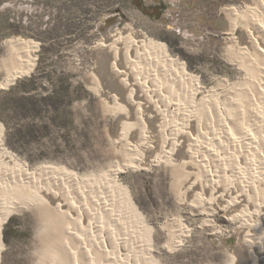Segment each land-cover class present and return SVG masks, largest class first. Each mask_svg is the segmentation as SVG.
I'll list each match as a JSON object with an SVG mask.
<instances>
[{
  "label": "rangeland",
  "instance_id": "1",
  "mask_svg": "<svg viewBox=\"0 0 264 264\" xmlns=\"http://www.w3.org/2000/svg\"><path fill=\"white\" fill-rule=\"evenodd\" d=\"M263 7L258 0H0V150L17 160L12 165L24 166L34 192L0 194L18 205L0 226V264H232L234 255L242 263L239 244L249 235L264 241V207L256 212L255 199L230 205L247 185L234 180L236 165L264 162V120L258 126L252 118L254 107L264 110V55L241 32L242 21ZM114 16L152 44L165 45L196 79L184 87L164 81V94L186 104L183 109L167 108L155 95L164 109L162 121L153 123L142 105L116 101L113 55L100 51ZM235 21L241 35L229 30ZM19 38L35 46L34 65L3 86L26 64L27 52L9 45ZM130 66L131 76L156 89L147 70ZM238 122L258 138L253 148ZM177 131L184 136L179 147L173 143ZM188 148L193 158L198 154L195 161L184 155Z\"/></svg>",
  "mask_w": 264,
  "mask_h": 264
},
{
  "label": "bare ground",
  "instance_id": "2",
  "mask_svg": "<svg viewBox=\"0 0 264 264\" xmlns=\"http://www.w3.org/2000/svg\"><path fill=\"white\" fill-rule=\"evenodd\" d=\"M250 2L252 1H257V0H249ZM259 2L264 4V0H258ZM257 3V2H256ZM262 5V4H261ZM254 9V8H252ZM258 10V9H257ZM256 10V11H257ZM260 10V9H259ZM258 10V15L259 16H255V14H251L249 15L250 18H247V21H242V25L244 26V30L241 31L243 32L242 35H247V41L248 44L250 46H252V48H255L256 50H258L259 52H261V54L264 55V7L262 8V11ZM232 12V10H228V12ZM227 12V13H228ZM155 13L157 14V11H155ZM229 14V13H228ZM232 14V13H231ZM233 14L238 16V14L236 13V11H233ZM257 14V13H256ZM233 16V15H231ZM242 16V15H241ZM253 16H255V18H252ZM240 17V16H239ZM244 17V15L242 16ZM233 18V17H232ZM245 18V17H244ZM237 19V18H236ZM240 19V18H238ZM246 19V18H245ZM249 20V21H248ZM239 22V20H238ZM238 22H232V28L229 29L231 30L235 35H241L238 34L237 32V27H238ZM241 22V20H240ZM125 21L119 17H111L110 19L107 20V24L104 27L105 29V37L106 40H104L105 42L103 44H101L102 49H100V51H102V53H104V55H106L105 53L108 54V56L111 58V55H113V63L111 67V74L114 75V77L116 78V81L119 82L120 84V89L119 92H116V101L118 100H128L131 101V103L135 106L136 104H140L143 107H145V110L147 109V111L150 112L151 115H149V121H159L161 120V116H159L158 114H161V112L159 110H161V108H159L157 105H155V100H154V96L157 95V97L159 96L161 99H165V105L167 108H170L172 104H174L177 109V111H180L181 109H183V106L186 105H182L181 101L179 99H175V100H169L168 97L164 94V81H167L168 83L170 82L171 84H181L183 87L187 84V86L190 84H193L192 82H194L195 80H193V78L187 73L188 71H186V66L184 64H180L177 62V59H172L169 56L168 50L166 48L165 45H161V44H152L143 34L141 33H136L133 28L128 24L125 23ZM241 25V23H240ZM231 26V25H230ZM116 34V35H113ZM238 37V36H237ZM235 37L234 38V42L235 43H239V38ZM231 38V37H230ZM233 38V37H232ZM246 41V40H245ZM102 43V42H101ZM232 43V41H231ZM234 43V45H235ZM9 45H11L14 49L20 51V52H27L28 54V58L25 65H23L21 68L17 69L13 74L8 76L7 81L3 84V86H9L11 83L14 82V80H16L17 77H21L24 76L25 74L29 73V71L31 70L32 66L34 65V61L35 59L32 58V56H30V52L32 48H35L34 45H32L29 41H24L23 39L19 38V39H12L9 41ZM232 45V44H231ZM241 45V44H240ZM247 45V44H246ZM99 46V45H98ZM242 46L244 47V45L242 44ZM234 47V46H233ZM109 49H112L111 52L113 53H109ZM245 49V48H244ZM33 50V49H32ZM234 50V49H233ZM253 51V50H252ZM251 52V51H250ZM257 52V51H256ZM244 53V52H243ZM246 54H247V50H246ZM245 54V55H246ZM250 54V53H249ZM248 54V55H249ZM258 55V52L256 53ZM103 55V54H102ZM163 55V58H162ZM256 55V56H257ZM107 56V57H108ZM250 56V55H249ZM251 57V56H250ZM253 57V56H252ZM237 59V58H236ZM241 59V58H240ZM111 60V59H110ZM256 60V59H255ZM103 61V60H102ZM242 61V60H241ZM251 61V60H250ZM257 61V60H256ZM105 63V62H104ZM130 66V64L132 65V67H137L136 69H142L144 71L147 70V76L149 79L150 78V82L151 84L156 87V89H149L144 82H142L141 78H138L136 76H131L129 74L128 65ZM256 64V63H255ZM242 65V64H240ZM20 66V65H19ZM131 67V66H130ZM129 67V71H131V68ZM244 67V66H243ZM255 67V66H254ZM246 68V67H245ZM134 69V68H132ZM264 70V69H263ZM137 73V72H136ZM264 73V71H263ZM140 74V73H139ZM255 74V73H254ZM110 75V74H109ZM133 75H134V71H133ZM111 76V75H110ZM108 77V76H107ZM142 77V76H141ZM113 78V77H112ZM145 79V78H144ZM113 81V80H112ZM115 81V80H114ZM148 81V80H146ZM196 82V81H195ZM255 83V82H254ZM150 85V84H149ZM258 85V84H257ZM151 86V85H150ZM171 86V85H170ZM194 86V85H193ZM196 86V85H195ZM131 87V91H128V88ZM260 87V86H257ZM172 88V87H171ZM190 88V87H189ZM196 88V87H195ZM247 88V87H246ZM262 88H264V86H262ZM118 89V88H117ZM164 89V90H163ZM188 89V88H187ZM176 90V89H175ZM181 90V89H180ZM184 90V89H183ZM191 90V89H189ZM193 90V89H192ZM196 90V89H195ZM259 90V89H258ZM169 91V90H168ZM185 92V91H184ZM264 92V91H262ZM258 93V92H256ZM261 93V92H260ZM168 94V93H167ZM187 94V93H186ZM259 94V93H258ZM264 94V93H263ZM175 95V94H174ZM184 95V94H182ZM193 95V93H192ZM262 95V94H261ZM190 96V95H189ZM171 97V96H170ZM176 97V96H175ZM182 97V96H181ZM180 97V98H181ZM262 97V96H261ZM260 97V98H261ZM179 98V97H178ZM183 98V97H182ZM194 98V97H193ZM264 99V98H262ZM158 100V99H157ZM182 100V99H181ZM189 100V99H188ZM257 100V99H256ZM190 101V100H189ZM246 101V100H245ZM257 101H261V100H257ZM184 102V101H183ZM258 102V103H259ZM117 103V102H116ZM125 103V102H124ZM128 103V102H127ZM130 103V102H129ZM120 104V103H119ZM118 104V105H119ZM158 104V103H157ZM190 104V103H189ZM192 104V103H191ZM253 104V103H252ZM262 104V103H261ZM115 105V104H114ZM160 105V104H159ZM196 105V104H195ZM202 105V104H201ZM170 106V107H169ZM188 106V105H187ZM121 107V106H120ZM141 106H139L140 108ZM253 107V106H252ZM259 107V106H256ZM256 107H254V115L252 116L254 125H260V123L264 120V110L260 111L259 109L256 110ZM264 107V106H262ZM130 108V107H129ZM135 108V107H133ZM174 108V107H173ZM187 108V107H186ZM194 108V107H193ZM114 109V108H113ZM164 109V108H163ZM162 109V110H163ZM188 109V108H187ZM191 109V108H190ZM135 110V109H134ZM198 110V109H195ZM252 110V109H251ZM127 111V110H126ZM137 111V110H136ZM159 111V112H158ZM165 111V110H164ZM163 111V112H164ZM172 111V110H171ZM193 111V110H191ZM134 112V111H133ZM186 112V111H184ZM183 112V113H184ZM231 112V111H230ZM249 112V111H248ZM248 112L246 114H248ZM252 112V111H251ZM120 113V112H119ZM128 113V112H127ZM130 113V112H129ZM167 113V112H166ZM176 113V112H174ZM232 113V112H231ZM124 114V113H123ZM188 113H186L187 115ZM190 114V112H189ZM197 114V113H196ZM218 114V113H217ZM236 114V112H235ZM239 114V113H238ZM237 114V115H238ZM245 114V113H244ZM251 114V113H250ZM125 115V114H124ZM123 115V116H124ZM127 115V114H126ZM132 115V114H130ZM147 115V114H146ZM177 115V114H176ZM194 115V114H193ZM199 115V114H198ZM252 115V114H251ZM120 116V115H119ZM174 116V115H172ZM183 116V115H182ZM190 116L191 119V115H188V117ZM234 116V115H232ZM231 116V117H232ZM240 116V115H239ZM118 117V116H117ZM127 117V116H125ZM129 117V116H128ZM165 117V116H163ZM167 117V116H166ZM175 117V116H174ZM178 117V116H177ZM220 117V116H219ZM247 117V115H246ZM243 116V118H246ZM249 117V116H248ZM247 117V118H248ZM139 120L141 122L144 121V117L142 115L138 116ZM148 118V117H147ZM180 118V117H179ZM182 118V117H181ZM187 118V116H186ZM197 117H195L194 119H196ZM242 118V117H241ZM251 118V120H252ZM164 119V118H163ZM167 119V118H166ZM165 119V120H166ZM169 119V118H168ZM184 119V118H183ZM199 119V118H198ZM197 119V120H198ZM122 120V119H121ZM120 120V122H121ZM129 120V119H128ZM136 120V119H135ZM171 120V119H170ZM187 120V119H186ZM192 120V119H191ZM237 120V119H236ZM243 120V119H242ZM247 120V119H246ZM251 120H249L251 122ZM132 121V120H131ZM137 121V120H136ZM162 121V120H161ZM164 121V120H163ZM173 121V120H172ZM179 121V120H178ZM224 120H222L223 122ZM118 120V124L120 123ZM134 123V121H132ZM177 122V121H175ZM174 122V123H175ZM185 122V121H184ZM192 122V121H191ZM221 122V123H222ZM225 122V121H224ZM234 122V121H233ZM248 122V121H247ZM136 123V122H135ZM134 123V124H135ZM140 123V122H139ZM146 123V122H145ZM154 123V122H153ZM152 123V124H153ZM194 123V121H193ZM201 123V122H200ZM239 123V122H238ZM249 123V122H248ZM156 124V123H155ZM167 124V123H166ZM172 124V123H171ZM177 124V123H176ZM182 124V123H181ZM186 124V123H185ZM190 124V123H188ZM188 124L186 126H188ZM225 124V123H224ZM236 124V123H235ZM244 124V122H243ZM250 124V123H249ZM264 124V123H262ZM259 126L260 129H264V126ZM120 125V124H119ZM141 125V124H139ZM159 125V124H157ZM169 125V124H168ZM183 125V124H182ZM227 125V124H226ZM240 125V123H239ZM138 126V125H136ZM165 126V125H164ZM185 126V127H186ZM194 126V125H193ZM121 127V126H119ZM130 127V126H129ZM131 127H135L133 125H131ZM145 127V126H143ZM159 127V126H158ZM161 127V126H160ZM174 127V126H172ZM183 127V126H182ZM202 127V126H201ZM205 127V126H204ZM235 127V126H234ZM248 127V126H247ZM152 127H150L149 129H151ZM157 128V126H156ZM162 128V127H161ZM165 128H167L165 126ZM171 128V127H170ZM178 129V126L176 127ZM206 128V127H205ZM232 128V127H229ZM252 128V127H251ZM132 129V128H131ZM134 129V128H133ZM146 129V127H145ZM144 129V130H145ZM173 129V128H172ZM170 129V130H172ZM175 129V128H174ZM182 129V128H181ZM193 129V128H192ZM250 129V128H249ZM123 130V129H122ZM139 130V129H138ZM148 130V129H147ZM169 130V131H170ZM209 131H212V129H208ZM234 129H230L229 131H232ZM240 130H241V134H243L244 136V140H247L248 142V149L249 148H253V146H251L252 144L257 143L255 140L258 138H254L252 137L253 133L250 132V130H247L245 128V125L242 126V124L240 125ZM258 130V129H257ZM118 131V130H117ZM132 131V130H131ZM149 131V130H148ZM157 131V130H155ZM162 131V129H161ZM168 131V132H169ZM174 131V130H173ZM182 131V130H181ZM201 131V130H199ZM198 131V132H199ZM228 131V132H229ZM252 131H254V129H252ZM261 131V130H260ZM122 132V131H121ZM124 132V131H123ZM127 132V131H126ZM125 132V133H126ZM141 132V131H140ZM160 132V131H159ZM164 132V131H162ZM167 132V133H168ZM171 132V131H170ZM202 132V131H201ZM206 132V131H205ZM208 132V131H207ZM206 132V133H207ZM235 132V131H234ZM238 132V131H237ZM240 132V131H239ZM257 132V131H256ZM255 132V133H256ZM117 133V132H116ZM133 133V132H131ZM139 133V132H138ZM146 133V132H145ZM144 133V134H145ZM152 133V132H151ZM183 132L177 131L173 136V143L178 146L179 141H182L183 139ZM187 133V132H186ZM189 133V132H188ZM192 133V132H191ZM196 133V131H195ZM204 133V132H203ZM210 133V132H209ZM119 134V133H118ZM128 134V132H127ZM136 134V133H135ZM142 134V133H141ZM160 134V133H159ZM190 134V133H189ZM187 134V135H189ZM214 134V133H213ZM224 134V133H223ZM230 134V132L228 133ZM240 134V133H239ZM261 134V133H260ZM263 134V133H262ZM124 135V134H123ZM138 135V134H137ZM162 136V134H160ZM194 135V134H193ZM215 135V134H214ZM230 139L233 142H238L237 140H235L234 133L230 134ZM257 135V134H256ZM126 136V135H125ZM140 138H145V135H139ZM183 136V137H182ZM196 136V135H195ZM194 136V137H195ZM209 136V135H208ZM242 136V135H241ZM263 136V135H262ZM129 137V136H128ZM132 137V136H131ZM138 137V136H137ZM153 137V136H152ZM166 137V135H165ZM168 137V136H167ZM197 137V136H196ZM120 138V135H119ZM125 138V137H124ZM130 138V137H129ZM135 138V137H133ZM155 138V137H154ZM161 139V137H159ZM186 138V137H185ZM184 138V140H185ZM163 139V138H162ZM188 139V137H187ZM193 139V137H192ZM198 139V138H197ZM228 139V138H227ZM226 139V140H227ZM241 139V138H240ZM130 140V139H129ZM128 140V141H129ZM211 140V139H210ZM239 140V139H238ZM255 143H254V141ZM124 141V140H123ZM126 141V140H125ZM133 141V140H132ZM140 141V140H139ZM157 141V140H156ZM170 141V140H169ZM168 139L166 141H164V143L168 144L167 142H169ZM186 141V140H185ZM195 141V140H194ZM199 141V140H198ZM258 141V140H257ZM121 142V141H120ZM135 142V141H134ZM141 142V141H140ZM184 142V141H183ZM190 142V141H189ZM230 142V141H229ZM240 142V141H239ZM162 143V141H161ZM171 143V141H170ZM169 143V144H170ZM194 143V142H193ZM199 143V142H198ZM243 143V142H242ZM245 143V142H244ZM140 144V143H139ZM172 144V145H174ZM181 144V143H180ZM185 144V143H183ZM187 144V143H186ZM185 144V145H186ZM191 144V143H190ZM131 145V144H130ZM138 145V144H137ZM165 145V144H164ZM184 145V146H185ZM193 145V144H192ZM198 145V144H195ZM201 145V144H200ZM243 145V144H242ZM124 146V145H123ZM128 146V145H127ZM154 146V145H153ZM163 146V145H162ZM189 146V145H188ZM257 146V145H256ZM255 146V147H256ZM131 147V146H130ZM136 147V146H135ZM169 147V146H168ZM192 147V146H189ZM195 147V146H193ZM206 147V146H205ZM204 147V148H205ZM153 148V147H152ZM172 148V147H171ZM182 148V147H181ZM198 148V146H197ZM202 148V147H200ZM234 148V147H232ZM242 148V146H241ZM259 148V147H258ZM130 149V148H129ZM155 149H158L157 146ZM160 149V147H159ZM164 149V148H163ZM166 149V148H165ZM169 149V148H168ZM189 149V148H188ZM187 149V150H188ZM196 149V147H195ZM194 149V150H195ZM243 149V148H242ZM171 150V149H170ZM183 150V149H182ZM185 150V149H184ZM204 150V149H203ZM205 150H207V148H205ZM204 150V151H205ZM240 150V149H239ZM166 151V150H165ZM174 153H176V151H179L178 148H173ZM193 151V150H192ZM212 151V150H211ZM214 151V150H213ZM255 151V150H254ZM160 152V151H159ZM170 152V151H169ZM172 152V151H171ZM230 152V151H229ZM242 152V150H241ZM260 152V151H259ZM162 153V152H161ZM194 153V152H193ZM210 153V152H209ZM214 153V152H212ZM217 153V152H215ZM228 153V152H227ZM233 153V152H232ZM236 153V152H235ZM253 153V152H252ZM166 155V153H164ZM179 154V153H178ZM184 154V153H183ZM192 152L190 151V149L188 151H186V153L184 154L185 156H187V158L191 159L193 158V156L191 155ZM202 154V153H201ZM219 154V153H217ZM231 154V153H230ZM234 154V153H233ZM242 154V153H241ZM250 154V152H249ZM254 154V153H253ZM253 154L251 156H253ZM160 155V154H159ZM170 155V153H169ZM180 155V154H179ZM195 160L198 157H195L196 153L193 154ZM216 155V154H215ZM228 155V154H227ZM226 155V156H227ZM260 155V154H259ZM257 155V156H259ZM157 156V155H156ZM161 156V155H160ZM219 156V155H218ZM218 156H216L218 158ZM221 156V155H220ZM231 156V155H230ZM243 156V155H242ZM140 157V156H139ZM159 157V156H158ZM164 157V156H163ZM172 157V156H171ZM223 157V156H222ZM233 157V156H231ZM230 157V158H231ZM239 158V156H237ZM241 157V156H240ZM245 157V156H244ZM248 157V156H247ZM250 157V156H249ZM193 158V160H194ZM220 158V157H219ZM218 158V159H219ZM243 158V157H242ZM253 158V157H252ZM162 159V158H161ZM164 159V158H163ZM199 159V158H198ZM227 159V158H226ZM235 160L234 158H231ZM250 159V158H249ZM7 161V163H4V161ZM192 160V161H193ZM194 160V161H195ZM201 160V159H200ZM198 160V161H200ZM220 160V159H219ZM16 159L13 158L12 156L6 154L4 152V150H0V194H12L14 196H18L19 193L23 192V191H31L32 190V183L29 182L28 180L30 179V175L29 173L26 172V169L24 168V166L20 165H12L10 162L12 163H16ZM191 161V162H192ZM196 161V162H198ZM223 161V160H222ZM238 161V160H237ZM242 161V159L240 160ZM264 161V160H263ZM236 161H234L235 163ZM257 162V161H256ZM256 162H252V163H246L244 166H242L243 164H238L236 165V171L235 173V181L238 180V182L242 183V185L244 183H247V185H244L241 187L240 193L241 194H237L236 197H233V201L230 204L232 207H240L242 202H246V201H252V199H255V201L257 202V208L258 210H256V212L259 211V209L263 206L264 207V197L263 199H261V195H262V191H264V162L260 163V164H255ZM14 163V164H15ZM238 163V162H237ZM244 163V162H243ZM8 164H11L8 165ZM131 164V163H130ZM187 165V163H185ZM236 164V163H235ZM134 165V164H133ZM192 165V164H191ZM196 165V164H194ZM200 165V164H199ZM198 165V166H199ZM193 166V165H192ZM201 166V165H200ZM235 166V165H234ZM203 167V166H202ZM244 167L246 168V170H250L248 173H250V175L248 176L247 174L244 173ZM198 168V167H197ZM191 171V170H190ZM224 172V171H223ZM222 172V173H223ZM205 173V172H204ZM207 173H209L207 171ZM215 174L217 172H214ZM233 173V176H234ZM206 174V173H205ZM190 175V174H189ZM212 175V174H210ZM208 175V176H210ZM221 175V174H220ZM207 176V177H208ZM219 176V175H218ZM217 176V177H218ZM226 176V175H225ZM222 177V178H225ZM231 176V175H230ZM232 176V177H233ZM212 178V177H211ZM214 178V177H213ZM227 178V177H226ZM216 181V178H214ZM223 180V179H222ZM221 180V181H222ZM227 180V179H225ZM31 181V180H30ZM34 181V180H33ZM190 181V180H189ZM198 181V180H197ZM196 181V182H197ZM205 181V180H204ZM213 181V180H211ZM210 181V182H211ZM217 182V181H216ZM34 183V182H33ZM202 183V182H201ZM230 183V182H229ZM239 183V185H240ZM98 184V183H97ZM223 184V183H222ZM190 185V184H189ZM195 185V184H194ZM203 185V183H202ZM212 185V184H209ZM233 185V184H232ZM231 185V186H232ZM198 186V185H197ZM196 186V187H197ZM206 186V184L204 185ZM214 186V185H213ZM212 186V187H213ZM219 186V185H218ZM216 186V187H218ZM223 186V185H222ZM230 186V185H228ZM230 186V187H231ZM235 186V185H234ZM233 186V187H234ZM202 187V186H201ZM215 187V186H214ZM236 187H239L236 185ZM186 188V187H185ZM189 188V186H188ZM188 188H186L188 190ZM199 188V187H198ZM232 188V187H231ZM35 189V188H34ZM52 189V188H51ZM213 189V188H212ZM216 189V188H215ZM218 189V188H217ZM225 189H226V185H225ZM204 190V189H203ZM211 190V189H210ZM189 191V190H188ZM187 191V192H188ZM194 191V190H192ZM196 191V190H195ZM231 191V190H230ZM238 191V190H237ZM32 192V191H31ZM97 192V191H96ZM197 192V191H196ZM195 192V193H196ZM205 192V191H204ZM30 193V192H29ZM34 192H32L33 194ZM49 193V192H47ZM185 193V192H184ZM189 193V192H188ZM192 193V192H191ZM218 193V192H217ZM51 194V193H49ZM115 194V193H114ZM264 194V193H263ZM11 195V197H12ZM54 195V193H53ZM58 195V194H57ZM187 195V193H186ZM213 195V194H212ZM216 195V194H215ZM8 196V195H7ZM10 196V195H9ZM8 196V197H9ZM51 196V195H50ZM56 196V195H55ZM64 196V195H63ZM198 196V195H197ZM3 197V196H2ZM19 197V196H18ZM67 197V196H66ZM188 197V196H187ZM224 197V196H223ZM231 197V196H229ZM1 198V197H0ZM52 198V197H51ZM65 198V197H64ZM105 198V197H104ZM9 199V198H8ZM11 199V198H10ZM61 199V198H60ZM194 199V198H193ZM5 200V199H4ZM16 200V199H15ZM54 200L57 202L56 197H54ZM64 199H62L63 201ZM197 200V199H196ZM227 201V200H226ZM72 202V201H71ZM250 203V202H248ZM247 203V204H248ZM229 205V206H230ZM254 205V204H253ZM17 202H13L10 200L8 201H3L2 199H0V226L3 223V221L7 218V216L9 215V213L15 209L17 207ZM50 206V205H49ZM53 206V205H52ZM57 208L60 210L63 208L64 204H62L61 202H59V204H57ZM55 208V209H57ZM123 208V207H122ZM231 208V207H230ZM66 209V208H65ZM235 209V208H234ZM233 209V210H234ZM64 210V209H63ZM232 210V209H231ZM67 210H65L66 212ZM73 211V210H72ZM75 211V210H74ZM230 211V210H229ZM53 212V211H52ZM245 213V212H244ZM232 214V213H230ZM235 214V213H234ZM67 215V214H65ZM236 215V214H235ZM251 215V213H250ZM249 215V216H250ZM63 216V215H62ZM124 216V215H123ZM231 216V215H230ZM232 217H234L232 215ZM236 217V216H235ZM247 218V217H246ZM85 220V219H84ZM252 223V222H251ZM75 224V223H74ZM82 224V223H81ZM247 224V223H246ZM249 224V223H248ZM108 225V224H107ZM245 225V224H244ZM251 225V224H250ZM101 226V225H100ZM179 226H177L178 228ZM245 227V226H244ZM253 227H255V229L257 228L259 232L260 228L258 227L257 224H254ZM59 229V228H58ZM55 230V229H54ZM182 230V229H181ZM245 230V229H244ZM252 230V229H251ZM61 232V231H60ZM251 232V231H250ZM258 232V233H259ZM89 233V232H88ZM263 233L264 236V232ZM122 234V233H121ZM181 234V233H180ZM188 234V233H187ZM245 234V233H244ZM185 235V233H184ZM262 235V234H260ZM56 236V235H55ZM182 236V235H181ZM245 236V235H244ZM240 237V236H239ZM67 238V237H66ZM76 238V237H75ZM74 238V239H75ZM93 238V237H92ZM88 239V238H87ZM241 239V238H240ZM244 239V238H243ZM259 239V238H258ZM257 238H255L252 235L247 236V239H245L243 242H241L240 245V252L242 253L243 256V262L239 263V260L237 258V256L235 257V255L232 257L233 258V263L232 264H243L245 262V264H264V241L262 240H258ZM102 241V240H101ZM179 242V241H178ZM73 243V242H72ZM139 243V242H138ZM59 245V244H58ZM71 246V245H70ZM58 248V247H57ZM53 249V248H52ZM123 250V249H122ZM68 251V250H67ZM87 251V249H86ZM60 252V251H59ZM65 253V252H64ZM92 253V252H91ZM73 254V253H72ZM87 254H90V249H88ZM93 254V253H92ZM91 255V254H90ZM72 257V256H71ZM75 257V256H74ZM119 260V259H118ZM61 261V260H60ZM66 261V260H65ZM98 261V260H97ZM133 262V261H132ZM85 263V262H84ZM99 263V262H98ZM135 264V263H134Z\"/></svg>",
  "mask_w": 264,
  "mask_h": 264
}]
</instances>
